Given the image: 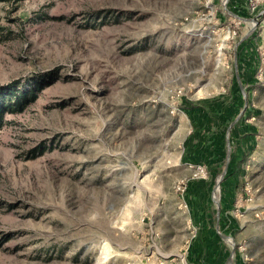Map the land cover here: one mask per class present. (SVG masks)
<instances>
[{"label":"rangeland","instance_id":"374dc122","mask_svg":"<svg viewBox=\"0 0 264 264\" xmlns=\"http://www.w3.org/2000/svg\"><path fill=\"white\" fill-rule=\"evenodd\" d=\"M10 86L0 264H264V0H0Z\"/></svg>","mask_w":264,"mask_h":264},{"label":"trees","instance_id":"16d2710c","mask_svg":"<svg viewBox=\"0 0 264 264\" xmlns=\"http://www.w3.org/2000/svg\"><path fill=\"white\" fill-rule=\"evenodd\" d=\"M20 89H14L13 87H0V128L3 127L5 122L6 113H15L22 111L25 104L29 101L34 100L36 95L29 96L23 92H20ZM220 155H214L216 162L223 161L226 162L227 156L220 160ZM224 156V155H223Z\"/></svg>","mask_w":264,"mask_h":264},{"label":"built area","instance_id":"2783aa9c","mask_svg":"<svg viewBox=\"0 0 264 264\" xmlns=\"http://www.w3.org/2000/svg\"><path fill=\"white\" fill-rule=\"evenodd\" d=\"M197 171L200 173V174H205L206 173V171H205V169L203 168V167H197Z\"/></svg>","mask_w":264,"mask_h":264}]
</instances>
